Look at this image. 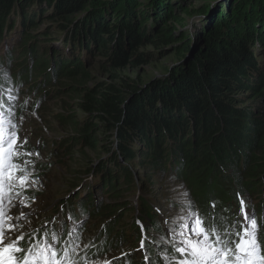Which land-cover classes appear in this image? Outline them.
I'll return each mask as SVG.
<instances>
[{
  "label": "trees",
  "instance_id": "16d2710c",
  "mask_svg": "<svg viewBox=\"0 0 264 264\" xmlns=\"http://www.w3.org/2000/svg\"><path fill=\"white\" fill-rule=\"evenodd\" d=\"M143 1L0 0V46L17 35L1 63L14 59L10 46L21 50L15 80L33 85L32 91L38 80L61 78L84 115L72 123L80 143L105 157L79 206L96 220L104 212L94 215L97 207L89 203L97 194L120 190L122 209L116 211L130 212L127 193L138 189L130 167L140 157L139 167L149 160L153 173H166L167 157L169 172L189 188L205 221L215 213L226 216L240 194L249 202L254 196L264 200V118L238 107L243 93L264 101V63L254 56L256 43L264 56V0H236L231 13L218 9L207 17L204 7L192 11V0ZM194 15L209 24L190 44L176 26ZM45 20L49 25L37 32ZM50 28L64 33L59 41L66 53L54 46L58 40ZM148 46L182 47V62L146 83L124 79L121 73L146 63L140 50ZM97 55L110 81L81 85L92 82L85 63ZM136 146L143 153L134 152ZM139 202V217L158 228L150 207L142 197Z\"/></svg>",
  "mask_w": 264,
  "mask_h": 264
},
{
  "label": "rangeland",
  "instance_id": "374dc122",
  "mask_svg": "<svg viewBox=\"0 0 264 264\" xmlns=\"http://www.w3.org/2000/svg\"><path fill=\"white\" fill-rule=\"evenodd\" d=\"M236 0H192L193 10H200L205 8L206 16H210L211 13L220 9L223 11H229L230 13L234 10L238 4ZM145 0L143 1V3ZM254 5H250L249 8L253 9ZM203 15H194L192 18L188 16L184 17L186 22L182 26H176V30L182 33V36H188V43H192L197 35H201L200 32L208 27L209 21L206 20ZM48 23V22H47ZM46 20L41 23V29L49 24ZM151 23H149L150 26ZM148 26V27H149ZM54 37L58 39V43L54 46L64 51L66 50L60 44V38H64L60 31L54 33L50 28ZM17 35L14 34L11 37V41L6 40L0 46V57H3L5 45H8L16 39ZM199 36H197L198 38ZM179 45H182L181 43ZM178 45V46H179ZM183 46V45H182ZM6 48L5 51L8 50ZM10 46L13 51V60H9L7 65H4L0 61V96L3 99L8 114V110L11 109L13 120L19 125L18 135L23 140L27 138V144L25 147L28 151L36 152L38 150L39 156L33 155L32 157H21V159H31L34 161V176L33 179L38 180L35 188H30L27 192L28 208L24 211L28 214L24 220L21 221L22 227L20 231L32 233L35 228H40L44 222H52L57 214L60 213L59 206L66 205L71 202L79 203L78 199H74L75 195L81 192L86 186L92 183V173L95 171L94 162L104 159L97 151H90L85 144L80 143L78 133L74 130L72 123L75 121L81 122L80 119L84 115L76 108V97L70 96L64 87L66 83L61 81V78L55 80L51 78H45L38 80L39 86L36 90L32 91L35 87L30 84H26V81L15 80L16 58L21 54V50H16ZM182 49V47H180ZM179 48V49H180ZM151 46L140 50L141 54L147 55L146 63L141 65L138 69H128L121 73L124 79L134 80L136 83H146L154 78H161L166 75L167 70L182 62V58L178 57V52L181 50L174 48H164L162 50H153ZM19 51V52H18ZM161 51V52H160ZM18 53V54H17ZM154 58H150L152 57ZM259 47H255L254 56L258 64L264 63V56ZM98 56L93 59V62L86 61L85 70L88 71L89 75L93 78L92 82L88 84H81L86 86H94L96 83L101 81H110L107 70L103 69V65L98 59ZM26 59V57H24ZM105 57H102L104 60ZM27 60H24V62ZM27 70L22 71V75H27ZM20 74V72H19ZM8 81L9 84L3 83L2 80ZM56 81V82H55ZM16 97L15 100H9V97ZM76 96V94H74ZM239 109L253 108L256 110L257 118H264V101H253L254 95L249 93L245 96L242 94ZM102 135H99L101 138ZM134 152L143 153V150L136 146L133 149ZM231 153V151H230ZM140 157V163L142 162ZM167 157L165 163L167 165ZM138 159L135 160L137 162ZM151 161H146L141 168L134 166L130 167L133 172V179L135 178L136 186L142 192L150 194L152 197L147 196V205L151 208H159L163 211L160 216L154 212L156 221H158V228L165 231L166 225L164 220L169 217H175L176 213L180 210V200L182 199L181 194L183 192L188 193L187 199L194 202L192 199L191 191L178 176H173V172L166 173L157 172L155 170L147 168V165ZM137 166V165H136ZM170 170V169H169ZM168 172V173H167ZM74 190L72 195L68 193ZM123 191L116 190L114 194L109 193V190L105 192V196H97L89 203V208L94 209L97 207V213L100 211L104 212L102 216L92 219L89 217L91 214L86 211V215L82 221L77 223L78 231H75V237L79 238L81 248L79 250V257L87 256L86 251L92 247H96L97 252L92 257L87 258V264H100L105 262L106 259L113 257L119 258L122 253H132L129 257L132 264H145L142 252L137 251L140 247V243L133 239L135 235L142 236V232H137L130 228L131 223L137 219L142 222L145 226L148 234L155 232V228L150 227V221L142 217L137 216L140 211L132 209L130 212L125 214L121 210L120 215L117 209H122ZM120 195V196H119ZM35 197V203L31 201V197ZM119 196V198H118ZM261 197V196H260ZM129 199L128 204L135 205V197L127 196ZM66 201V202H64ZM107 203V207H102V203ZM254 205L260 203V199L255 196L252 202ZM74 208V207H73ZM153 212V211H151ZM264 214V206L262 207ZM119 216V217H117ZM264 218V217H263ZM263 224H264V219ZM65 223L70 226L71 222L65 220ZM87 224V226H86ZM141 225V224H140ZM77 229L71 227L70 229ZM136 229L141 230L140 227ZM264 231V229H261ZM104 240L99 242L100 237L95 238L99 232H101ZM158 235H162L160 232H155ZM14 233L13 235H15ZM63 239V238H62ZM65 239H67L65 237ZM137 239V237H136ZM84 244H88V248H83ZM154 248L157 246L154 245ZM171 248V246H170ZM159 250V251H158ZM160 249L150 254L152 261L155 262L160 258L158 256ZM92 253V252H91ZM90 253V254H91ZM175 255L177 253H174ZM145 256V253H144ZM99 261V262H98ZM117 263L123 264L122 259H113L112 264ZM85 264V262H84ZM163 264V263H162Z\"/></svg>",
  "mask_w": 264,
  "mask_h": 264
},
{
  "label": "snow or ice",
  "instance_id": "6c2138e0",
  "mask_svg": "<svg viewBox=\"0 0 264 264\" xmlns=\"http://www.w3.org/2000/svg\"><path fill=\"white\" fill-rule=\"evenodd\" d=\"M15 99L9 97V100ZM5 107L0 98V264H79V238L62 240L65 221L59 216L49 222L52 224L50 230L42 229V236L20 231L21 221L28 215L24 211L29 207L26 194L38 183L33 179L35 162L21 157H38L39 152L27 150V138L22 140L19 137V125L13 120L14 113L9 109L6 115ZM181 196L180 210L176 216L164 220L165 235L155 232L149 235L142 222L138 221L142 239L137 251L145 253V264H160V260L153 262L147 255L148 244L161 249L158 256L163 264H264V251L258 242V232L264 229V224L257 221L254 211H247L245 198L241 197L239 201L242 219L221 229L215 219L210 225L206 223L187 199V192ZM30 199L35 203L34 196ZM157 211L163 210L158 208ZM75 231L78 229H69L68 235H74ZM25 240L27 247L22 245ZM164 245H170L172 253ZM88 247V244L83 245L85 249ZM131 255L122 253L119 258L106 259L104 264H112L113 259L132 264ZM83 259L87 264V257Z\"/></svg>",
  "mask_w": 264,
  "mask_h": 264
},
{
  "label": "water",
  "instance_id": "95a60500",
  "mask_svg": "<svg viewBox=\"0 0 264 264\" xmlns=\"http://www.w3.org/2000/svg\"><path fill=\"white\" fill-rule=\"evenodd\" d=\"M207 17V16H206ZM205 17V18H206ZM192 54H193V51H192V49H191V51L186 55V57H185V60L187 59H190L191 58V56H192Z\"/></svg>",
  "mask_w": 264,
  "mask_h": 264
},
{
  "label": "bare ground",
  "instance_id": "6f19581e",
  "mask_svg": "<svg viewBox=\"0 0 264 264\" xmlns=\"http://www.w3.org/2000/svg\"><path fill=\"white\" fill-rule=\"evenodd\" d=\"M5 83L7 84V81H5Z\"/></svg>",
  "mask_w": 264,
  "mask_h": 264
}]
</instances>
